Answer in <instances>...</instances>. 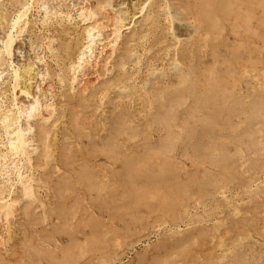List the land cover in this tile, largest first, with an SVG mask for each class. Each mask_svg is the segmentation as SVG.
Instances as JSON below:
<instances>
[{
  "label": "rangeland",
  "instance_id": "1",
  "mask_svg": "<svg viewBox=\"0 0 264 264\" xmlns=\"http://www.w3.org/2000/svg\"><path fill=\"white\" fill-rule=\"evenodd\" d=\"M178 2L207 35L183 77L172 17L114 35L131 0H0V264H264V0ZM126 36L158 74L112 62Z\"/></svg>",
  "mask_w": 264,
  "mask_h": 264
},
{
  "label": "bare ground",
  "instance_id": "2",
  "mask_svg": "<svg viewBox=\"0 0 264 264\" xmlns=\"http://www.w3.org/2000/svg\"><path fill=\"white\" fill-rule=\"evenodd\" d=\"M182 2V1H181ZM131 3H133L135 6H134V9H132L133 11H131L130 15L125 17V18H115V21L114 23L115 24V28H114V31H113V34L115 35V33H117L119 31L118 27L120 26H123L126 30L128 29H131L132 27H139L140 30L142 31H138L139 34L143 33L145 34V32L148 30H144L145 28H148L150 27V25H152L151 23V20H155L153 18L154 15L156 16H159V15H162L165 17V20H170V17L173 18V23H174V27L175 28H178V30L182 31V33L179 35L177 32H174L171 34V43L169 45V50L166 52V54L163 56L162 59H164L166 61V63H169L171 64L172 67H174L175 69V72H178L182 77L183 76H186V63H185V59L184 57L186 56V53H187V46H185L186 44V40L188 39H192L193 41H195V43H197L198 41L200 40H203L204 38H206L205 36V33H202V31L199 29V26L197 25V22H196V18H190V17H184V16H181V17H176V16H173L172 14H175V13H178V9L180 7V4L178 2V0H131ZM24 6V4H23ZM185 6V5H184ZM183 8V6H182ZM184 9V8H183ZM182 11V10H181ZM184 12L182 11L181 14H183ZM192 15V14H191ZM118 16V15H117ZM120 16V15H119ZM123 16V15H122ZM126 16V15H124ZM162 16V17H163ZM195 16V15H194ZM161 17V16H159ZM197 17V16H196ZM157 18V17H155ZM199 20V19H198ZM96 22V21H95ZM98 23V22H96ZM122 23V25H121ZM166 23V22H165ZM172 22H170V25H171ZM101 24V23H100ZM160 24V23H159ZM167 24L169 25V23L167 22ZM99 25V24H98ZM111 25V24H110ZM97 26V25H96ZM112 27V26H110ZM98 28V27H97ZM121 28V27H120ZM138 28V29H139ZM170 28V26H169ZM169 28L167 30H169ZM173 28V27H172ZM85 29V28H84ZM92 29V28H91ZM121 30V29H120ZM172 30V29H171ZM85 31H87L89 33L90 31V28L89 26H87V28L85 29ZM92 31V30H91ZM90 31V32H91ZM112 31V30H110ZM129 31V30H128ZM176 31V30H175ZM122 32L124 33V31H121L120 33L122 34ZM136 32V31H135ZM149 32V31H148ZM119 33V34H120ZM128 33V32H127ZM127 33H124V34H127ZM137 33V32H136ZM169 33V31H168ZM93 34V33H92ZM112 34V35H113ZM123 34V35H124ZM148 34V33H146ZM9 35V34H8ZM113 35V37H114ZM128 36V35H127ZM124 38L123 42H122V48L119 47L118 50L114 49V50H111L110 54L108 55L110 59H112V62H116V61H120L122 62V59L123 58H128V57H124V56H127V54L130 52V51H135V50H132L134 49V45H137L135 44L136 41H138V39L136 41H134L133 39L131 38ZM129 36H133V35H130L129 33ZM169 36V35H168ZM9 37V36H8ZM112 37V38H113ZM145 37V36H144ZM11 38V37H10ZM90 38V37H89ZM92 38V37H91ZM139 38V37H138ZM141 38V37H140ZM126 39V40H125ZM164 39V38H162ZM8 40V39H7ZM93 40V39H92ZM145 40V39H144ZM10 41V39H9ZM143 41V40H142ZM140 42V40H139ZM145 42V41H144ZM110 43V42H109ZM163 43H164V40H163ZM162 43V44H163ZM190 43V42H189ZM187 43V44H189ZM166 44V43H165ZM140 45V44H139ZM143 45V44H141ZM161 45V44H159ZM9 43L7 45V48H8ZM121 46V45H120ZM147 47V46H146ZM163 47V48H162ZM160 47V51H162V49H164V46ZM168 47V46H167ZM6 48V49H7ZM114 48V47H113ZM118 48V47H117ZM162 48V49H161ZM148 49V47H147ZM9 50V48H8ZM166 50V48H165ZM8 52V51H7ZM131 52V55L130 57H133V56H142V54H144V52H149V51H146V49H142L141 52L140 51H137V53ZM164 52V53H165ZM10 53V52H8ZM159 53V52H158ZM163 53V54H164ZM157 54V53H156ZM7 55V53H6ZM148 55V54H147ZM188 55V53H187ZM129 56V55H128ZM139 56V58H141ZM146 56V53L144 55V58ZM149 56V55H148ZM189 56V55H188ZM147 57V56H146ZM108 58V59H109ZM188 58V57H186ZM3 59V58H2ZM109 59V61H110ZM148 59V58H147ZM189 59V58H188ZM124 60V59H123ZM133 60V61H132ZM131 62H128V64H124L126 62H122L123 63V67L124 68H133V69H137V72L139 73L143 68V71L145 70V74L148 75V76H153V74L155 73L156 69H157V62L158 61H151L150 58H149V61L152 62V64H146L145 67L141 68L139 67L138 68V61H135L137 59H132ZM139 60V59H138ZM141 60V59H140ZM163 60V61H164ZM3 61V60H2ZM142 61V60H141ZM147 61V60H146ZM145 61V62H146ZM163 61L161 62V64L163 63ZM188 61V60H187ZM186 61V62H187ZM3 63V62H2ZM117 63V62H116ZM160 63V62H159ZM165 63V62H164ZM165 63V64H166ZM189 63V62H187ZM191 64V63H190ZM107 65V64H106ZM121 65V64H119ZM131 65V67H129ZM143 65V64H142ZM105 66V65H104ZM108 66V65H107ZM111 66V65H110ZM189 66V64H188ZM28 67V66H27ZM32 67V66H30ZM115 67H117L115 65ZM190 67V66H189ZM188 67V69H189ZM108 68V67H107ZM113 68H114V63H113ZM161 68V67H160ZM105 69V68H104ZM110 69V68H109ZM120 69V68H119ZM141 69V70H140ZM159 69V68H158ZM27 70V69H26ZM111 70V69H110ZM114 70V69H113ZM116 70V69H115ZM161 70V69H160ZM109 71V70H108ZM107 71V72H108ZM117 73H119L121 70H118L117 69ZM126 71V70H125ZM130 71V70H129ZM162 71V70H161ZM190 71V70H189ZM38 72V71H37ZM116 72V71H115ZM134 72V71H133ZM160 72V71H159ZM16 73V72H15ZM135 73H136V70H135ZM157 73V72H156ZM155 73V74H156ZM163 73V72H161ZM17 74V73H16ZM15 74V79L17 80L16 82L17 83H20L21 82V88H20V92L24 95V96H29V89H28V85L30 83V80L33 76H35L36 74L34 73V71H32L31 69L28 68V71L27 73H24L23 75L21 74L20 76H16ZM19 74V73H18ZM35 74V75H34ZM158 74V73H157ZM178 74V75H179ZM142 75V74H140ZM177 75V74H176ZM156 76V75H155ZM117 77V76H116ZM141 77V76H140ZM115 78V77H114ZM34 79V77H33ZM185 79V78H184ZM33 81V80H32ZM31 81V82H32ZM32 84V83H31ZM120 84V83H119ZM17 85V84H15ZM122 85V84H121ZM18 86V85H17ZM20 86V85H19ZM117 87V86H116ZM133 87V86H132ZM123 89V87H121ZM124 91V90H123ZM132 91V90H131ZM133 92V91H132ZM5 109V108H4ZM9 109V108H8ZM7 111V109H6ZM8 112V111H7ZM41 115V114H40ZM10 116V115H9ZM35 116H38V115H35ZM46 115H44L45 117ZM44 117H40L37 122H36V125H37V130L40 132L41 130V122L45 120ZM4 118V117H3ZM17 118V117H16ZM15 117H8L6 120H5V126L7 128V131H5V133L9 134L8 136H10V139H8V143L10 142L11 146L14 147L16 149V154L18 155H22L25 157V159L27 158L29 161L30 160H33L35 161L37 159V155L36 156H33V151L35 150V146H34V138H29L27 136H25L26 132L24 133L23 131L25 129H21L19 127V125L17 124V121L19 120L16 119ZM48 118V117H47ZM5 119V118H4ZM27 119V118H26ZM29 119V118H28ZM27 121V120H26ZM20 124V123H19ZM29 124V123H28ZM26 126V125H25ZM22 127V126H21ZM22 128H25V127H22ZM30 128V127H29ZM42 131H43V128H42ZM38 132V133H39ZM43 134V133H42ZM32 136V135H31ZM34 136V135H33ZM38 136V134L36 135V137ZM35 137V140H37V138ZM9 138V137H8ZM37 145V143L35 144ZM12 149V148H11ZM13 150V149H12ZM37 150V148H36ZM43 152V151H42ZM37 153V152H36ZM15 154V152H14ZM41 155V154H40ZM47 157V156H46ZM26 159V160H27ZM1 161V160H0ZM31 162V161H30ZM29 162L30 165H32L31 163ZM1 163V162H0ZM33 163V162H32ZM5 164V163H3ZM2 164V165H3ZM34 164V163H33ZM6 165V164H5ZM8 165V163H7ZM7 165H6V170H7ZM9 166V165H8ZM29 166V165H28ZM35 167H37V165H34ZM2 166H0L1 168ZM25 167V166H24ZM33 167V166H32ZM5 168V166H4ZM9 168V167H8ZM30 168V167H29ZM33 169V168H32ZM27 170V169H26ZM4 171V170H3ZM223 251V250H222ZM227 251V250H226ZM225 251V252H226Z\"/></svg>",
  "mask_w": 264,
  "mask_h": 264
}]
</instances>
